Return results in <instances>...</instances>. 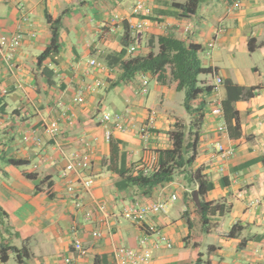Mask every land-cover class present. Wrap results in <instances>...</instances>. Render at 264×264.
<instances>
[{"label":"crops","instance_id":"obj_1","mask_svg":"<svg viewBox=\"0 0 264 264\" xmlns=\"http://www.w3.org/2000/svg\"><path fill=\"white\" fill-rule=\"evenodd\" d=\"M137 1L0 0V37L17 31L21 14L30 19L14 68L0 60V207L12 233L19 234L11 236L0 225V245L4 236L10 247L22 251L25 264H66L68 258L74 264H115L118 247L138 248L145 236L151 244L164 236L172 247H154L149 264H198L200 257L211 264H264V0H205L195 12L175 7L189 0H155L147 27L127 30L129 22L137 21ZM57 20L58 62L47 60L39 67ZM126 34L128 49L136 47L132 54L127 49L126 60L158 52L153 39L175 37L202 48L201 63L213 72L200 77L203 84L214 88L217 78L224 82L217 94L204 98L206 115L189 170L193 175L201 170L214 185L203 199L193 196L198 185H190L185 174L150 196L128 187L123 177L157 171L161 152L173 148L169 132L178 123L190 124L181 97L185 93L170 79L162 84L157 77L139 74L123 81L120 67L108 65L107 56L123 52ZM251 40L257 41L255 51ZM92 60L99 65L90 66ZM145 79L149 93L143 96ZM228 82L244 90L240 100L230 99ZM80 92L83 104L75 101ZM216 97L222 102L226 135L218 133L219 120L210 114ZM104 113L123 116L129 129L120 132L113 124L104 125ZM150 118L153 130L145 142L138 131ZM54 121L60 129L55 138L44 127ZM217 140L235 148L232 159L215 157ZM77 153L90 155L91 168L83 176L94 185L89 191L77 185L70 194L60 174L65 155ZM10 159L26 164L15 167L7 163ZM200 200L219 204L224 214L209 216L204 226ZM162 201L169 202L167 210L150 215L144 227L123 217L124 209L137 202ZM100 206H106L107 216ZM94 232L100 237H93ZM76 241L86 256L79 257ZM9 255L6 264H21ZM0 264H5L1 252Z\"/></svg>","mask_w":264,"mask_h":264},{"label":"trees","instance_id":"obj_2","mask_svg":"<svg viewBox=\"0 0 264 264\" xmlns=\"http://www.w3.org/2000/svg\"><path fill=\"white\" fill-rule=\"evenodd\" d=\"M205 0H189L185 5L175 4V7L182 8L188 12H195ZM49 21L52 19L49 17ZM60 21H54L52 27L53 38L51 44L39 56L38 66L51 60L54 63L58 62L60 56ZM127 30H128V26ZM153 43H157L158 52L152 51L146 57H133L125 59L127 49L131 44L128 35H125L123 46L124 50L119 55L110 54L106 61L109 66H119L123 72L122 80L131 81L139 74H150L157 77L158 81L165 84L168 79L171 83L176 84L178 92L185 93L184 107L190 117V124L187 126L184 123H178L175 129L169 132V136L173 142V148L162 151L159 163V169L154 172L144 173L135 171V173L127 172L123 174L128 187L143 189L144 196H150L152 192L164 184H169L174 181L179 174H185V179L188 183L197 184L198 191L193 196L201 199L214 189L212 182L198 170L194 175L189 171L196 160L197 145L199 142V132L202 128L205 119V111L207 103L205 97L210 95L213 87L206 86L200 81L201 76L213 74L211 69L203 67L199 54L202 48L199 45L187 44L175 37H159L153 39ZM257 41H250L251 51L257 48ZM229 97L233 101L240 100L243 95V89L234 86L231 82L227 83ZM230 101V100H229ZM232 101V102H233ZM0 101V110H3ZM9 165L20 167L26 163L10 159L7 161ZM193 177V178H192ZM188 195V194H187ZM201 222L204 226L208 224L209 216L216 214H224V207L219 204L206 203L202 200L198 201ZM8 214L0 207V225L5 228V232L11 236L19 237L18 233H12L7 225ZM236 230L230 233V237H234ZM3 234V233H2ZM1 234V236H3ZM1 258L3 263H8L10 260L9 252H12L19 263L25 264L22 251L16 247H10L6 243L3 236V242L0 245ZM198 264H211L204 262L200 257Z\"/></svg>","mask_w":264,"mask_h":264},{"label":"built area","instance_id":"obj_3","mask_svg":"<svg viewBox=\"0 0 264 264\" xmlns=\"http://www.w3.org/2000/svg\"><path fill=\"white\" fill-rule=\"evenodd\" d=\"M155 0H138L133 8V17L137 19L135 22H129V29L131 31H141L147 27L148 18L151 15L152 5ZM240 5V1L235 3V7ZM30 24V19L27 14H21L19 17L18 29L15 33L11 35H3L0 37V60L10 68H14L13 61L17 51L20 49L25 32L23 27L25 25ZM214 44H210V47H214ZM136 51L135 46H131L128 49L129 53H134ZM99 64L92 60L90 62V66L95 67ZM223 80L221 78L216 79V84L213 88V93L217 94L219 91V87L223 84ZM142 95L146 96L149 93L148 90V80L143 81V88L141 90ZM76 103L83 104L84 103V93L80 92L79 95L75 99ZM210 114L219 120L217 125V131L220 135H226L227 127L224 122V112L222 107V102L219 98H213L210 104ZM101 122L104 125L113 124L115 129L120 132H126L129 128L125 124V119L121 115H113L110 113H104L102 116ZM149 123L144 125L139 129V135L141 138L148 142L150 140L152 134V123L153 118H150ZM45 130L47 133L53 138L57 137L60 133L58 122L54 121L51 123H44ZM108 139L111 138L110 131L107 133ZM38 143L39 139H35ZM236 154V150L232 146H226L223 144L222 140L216 141L215 143V157L218 158L222 162L229 161ZM67 164L63 171L60 174L62 180H64L67 184V191L70 194L75 193L77 185H81L83 189L89 191L91 187L94 185V180L92 178H85L83 176L84 172L91 168V158L90 155L85 154H73L71 156H66ZM219 172H223L224 168L221 167L218 169ZM77 178V179H76ZM177 200L176 196H172L171 201L175 202ZM76 207L80 208L82 206L80 201H77ZM254 204H258L255 202ZM169 202H157L153 204H142L135 203L126 207L123 211V217L132 222L133 224L144 227L147 221V218L150 215H158L165 212L168 208ZM100 211L108 215V210L106 206H100ZM149 231H153L154 229L148 227ZM93 237H100V234L97 232L93 233ZM140 246L138 248H130L126 246H120L114 251V260L115 264H149L152 260V250L153 248H158L160 245H165L168 248H171L172 245L164 236H160L156 243H149L148 237H143L140 242ZM74 249L78 253L79 257H84L87 255V250L84 246L76 241L74 244ZM66 264H74L72 258L66 259Z\"/></svg>","mask_w":264,"mask_h":264},{"label":"rangeland","instance_id":"obj_4","mask_svg":"<svg viewBox=\"0 0 264 264\" xmlns=\"http://www.w3.org/2000/svg\"><path fill=\"white\" fill-rule=\"evenodd\" d=\"M181 97L183 98V100L185 99V94L184 95H182L181 94ZM182 110H184L185 111V109L183 108Z\"/></svg>","mask_w":264,"mask_h":264}]
</instances>
